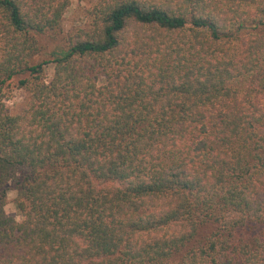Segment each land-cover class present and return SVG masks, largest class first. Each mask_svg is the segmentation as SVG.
<instances>
[{"label":"trees","instance_id":"trees-1","mask_svg":"<svg viewBox=\"0 0 264 264\" xmlns=\"http://www.w3.org/2000/svg\"><path fill=\"white\" fill-rule=\"evenodd\" d=\"M69 4L0 0V264H264V0H98L31 64Z\"/></svg>","mask_w":264,"mask_h":264},{"label":"rangeland","instance_id":"rangeland-1","mask_svg":"<svg viewBox=\"0 0 264 264\" xmlns=\"http://www.w3.org/2000/svg\"><path fill=\"white\" fill-rule=\"evenodd\" d=\"M97 2L98 0H70L58 27L44 33L34 34L36 47L34 54L30 57V63L51 61L62 49L68 48L71 40L89 27L92 10ZM1 56L2 51L0 50V58ZM54 67V62L45 65L43 72L45 82L48 83L53 78ZM28 77V73L20 74L2 85L3 101L13 115L20 113L27 101L28 91L20 85V81ZM16 195L14 189L9 191L5 210L8 215L15 216L20 221L22 216L16 206Z\"/></svg>","mask_w":264,"mask_h":264}]
</instances>
